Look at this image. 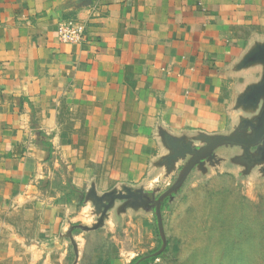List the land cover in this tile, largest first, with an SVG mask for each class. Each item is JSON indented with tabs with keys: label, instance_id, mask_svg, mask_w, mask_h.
<instances>
[{
	"label": "crops",
	"instance_id": "crops-1",
	"mask_svg": "<svg viewBox=\"0 0 264 264\" xmlns=\"http://www.w3.org/2000/svg\"><path fill=\"white\" fill-rule=\"evenodd\" d=\"M260 46L264 0H0V264H64L93 198L125 187L185 196L188 232L243 223L242 185L264 184ZM126 204L104 226L147 209Z\"/></svg>",
	"mask_w": 264,
	"mask_h": 264
},
{
	"label": "rangeland",
	"instance_id": "rangeland-1",
	"mask_svg": "<svg viewBox=\"0 0 264 264\" xmlns=\"http://www.w3.org/2000/svg\"><path fill=\"white\" fill-rule=\"evenodd\" d=\"M166 188L161 184V190ZM242 190L243 214L235 219H243V223L232 225L228 216H220L224 229L217 231L188 232L182 228L188 210L185 196L163 197L160 203L157 195L138 196L142 199L129 200L125 208L137 207L138 200L146 211L128 210L127 215L119 216L113 225L103 224L87 232L80 247L69 251L64 264H119L113 263L114 259L130 264L138 256L144 259L158 255L148 264H264V184L255 187L245 183ZM247 190H251V194ZM245 195L251 196V205ZM104 202L107 199L100 204ZM203 218L210 222L208 215ZM146 219L151 220V224H146Z\"/></svg>",
	"mask_w": 264,
	"mask_h": 264
},
{
	"label": "water",
	"instance_id": "water-1",
	"mask_svg": "<svg viewBox=\"0 0 264 264\" xmlns=\"http://www.w3.org/2000/svg\"><path fill=\"white\" fill-rule=\"evenodd\" d=\"M258 52H260L263 56L258 57V54H257ZM249 57L251 60L256 59V58L264 60V46H260ZM262 91H264V82H263V84L256 86V88L254 90L255 94H260V92H262ZM263 117H264V115H263ZM182 177H183V175H182ZM180 181H181V179L178 180V182L175 183L170 188L169 192L172 190H175L180 185V183H181ZM139 191L140 190L134 191L132 188L125 187L124 190H122V191L116 192L113 190V191H110V192L103 194L102 196L94 197L93 201H94V203H96L97 214L99 215V218H98L97 223L93 226V228H90V229H97V228L103 226L106 215H107V211L113 207L116 200H125L126 203H128V201L131 200L132 198L135 199L136 197H138L140 195L142 196V194H140ZM164 196H165V194L162 195L161 197H159L157 202L160 203V201L162 200V198ZM104 199H107V202L100 204V202ZM157 213H158V210H157ZM159 223H160V221H159ZM83 228L88 229L87 227H83ZM165 247H166V242L164 243L163 248H165Z\"/></svg>",
	"mask_w": 264,
	"mask_h": 264
},
{
	"label": "built area",
	"instance_id": "built-area-1",
	"mask_svg": "<svg viewBox=\"0 0 264 264\" xmlns=\"http://www.w3.org/2000/svg\"><path fill=\"white\" fill-rule=\"evenodd\" d=\"M85 28L76 19L63 21L59 25L58 35L64 42H79L84 37Z\"/></svg>",
	"mask_w": 264,
	"mask_h": 264
},
{
	"label": "trees",
	"instance_id": "trees-1",
	"mask_svg": "<svg viewBox=\"0 0 264 264\" xmlns=\"http://www.w3.org/2000/svg\"><path fill=\"white\" fill-rule=\"evenodd\" d=\"M74 231H78V229H75ZM163 253H161L160 255H162ZM159 256V255H158ZM158 256H150L148 258H144L142 259L141 256H138L136 258H134L130 264H148L150 261L155 260Z\"/></svg>",
	"mask_w": 264,
	"mask_h": 264
},
{
	"label": "flooded vegetation",
	"instance_id": "flooded-vegetation-1",
	"mask_svg": "<svg viewBox=\"0 0 264 264\" xmlns=\"http://www.w3.org/2000/svg\"><path fill=\"white\" fill-rule=\"evenodd\" d=\"M133 199H134V198H132V200H133ZM135 199H136V198H135ZM135 199H134V200H135ZM137 199L139 200V199H142V198H139V197H138ZM138 200H137V202H138L139 205H137V206L143 205V204L139 203V202H141V201H138Z\"/></svg>",
	"mask_w": 264,
	"mask_h": 264
}]
</instances>
